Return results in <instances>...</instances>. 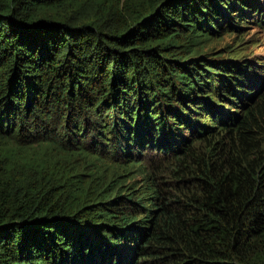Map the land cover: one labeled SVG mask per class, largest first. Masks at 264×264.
Returning a JSON list of instances; mask_svg holds the SVG:
<instances>
[{"label":"trees","instance_id":"1","mask_svg":"<svg viewBox=\"0 0 264 264\" xmlns=\"http://www.w3.org/2000/svg\"><path fill=\"white\" fill-rule=\"evenodd\" d=\"M251 26L264 0H0V264H264Z\"/></svg>","mask_w":264,"mask_h":264},{"label":"rangeland","instance_id":"2","mask_svg":"<svg viewBox=\"0 0 264 264\" xmlns=\"http://www.w3.org/2000/svg\"><path fill=\"white\" fill-rule=\"evenodd\" d=\"M249 33L250 36L255 34V36L251 39L258 38L259 42L257 44H250L248 46V52L246 55H249V57L255 55L264 59V29H259L256 26H251V30L249 31Z\"/></svg>","mask_w":264,"mask_h":264}]
</instances>
